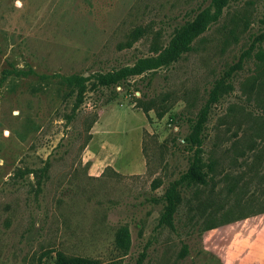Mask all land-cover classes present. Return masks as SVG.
<instances>
[{
	"label": "rangeland",
	"instance_id": "rangeland-1",
	"mask_svg": "<svg viewBox=\"0 0 264 264\" xmlns=\"http://www.w3.org/2000/svg\"><path fill=\"white\" fill-rule=\"evenodd\" d=\"M210 5L0 0V264H53L57 253L221 264L206 232L264 210V0H230L169 63L115 89L97 82L155 57ZM236 63L204 126V181L181 185L172 220L160 225L166 188L193 160L191 124ZM106 141L121 147L116 168L102 166ZM98 152L102 172L91 176ZM119 228L126 252L115 246Z\"/></svg>",
	"mask_w": 264,
	"mask_h": 264
},
{
	"label": "trees",
	"instance_id": "trees-1",
	"mask_svg": "<svg viewBox=\"0 0 264 264\" xmlns=\"http://www.w3.org/2000/svg\"><path fill=\"white\" fill-rule=\"evenodd\" d=\"M230 0H211V13L203 12L197 19L187 26L182 27V33L170 41L168 47L161 51H156L155 57L141 58L136 61L131 67H123L114 72L102 74L97 76V82L100 86L115 89L120 87L130 77L140 76L144 72L154 70L162 65L169 63L177 56L189 50V45L193 39L203 33L210 23L215 22L222 14V11L227 7ZM141 36L139 29L133 31L132 41H136ZM127 47H131V43H127ZM239 69V64L236 63L230 66L223 72L222 76L213 83L208 91V99L205 105L200 109L196 119L191 124V135L184 141L191 148H194L192 163L185 174H183L177 181L170 184L164 194L163 199L166 203L164 212L162 213L159 224L169 223L175 214L176 207L179 204L180 197L177 189L181 185H190L193 182L203 183L204 174L198 167L197 155L200 152L202 145V135L204 126L207 121L211 107L219 102L221 97L231 91L230 80L233 74ZM145 109L144 112H147ZM164 113H158V118H162ZM154 188H157L154 186ZM217 227V226H216ZM215 227L210 228L209 230ZM130 238L126 228H119L115 234V246L121 252H126L129 248ZM145 253H141L135 264H142L145 259ZM53 264H118V263H100L96 260H90L81 257H66L61 253H57Z\"/></svg>",
	"mask_w": 264,
	"mask_h": 264
},
{
	"label": "crops",
	"instance_id": "crops-1",
	"mask_svg": "<svg viewBox=\"0 0 264 264\" xmlns=\"http://www.w3.org/2000/svg\"><path fill=\"white\" fill-rule=\"evenodd\" d=\"M100 150L103 154L108 152L107 158L101 157L102 166L116 168L121 147L106 141L100 146ZM101 152H98L89 168L91 176H97L102 172L99 167ZM206 234L207 238L211 239L210 250L221 264H264V210L243 219L222 224ZM207 238L204 236L202 239ZM232 250L235 251L233 256V252H229Z\"/></svg>",
	"mask_w": 264,
	"mask_h": 264
}]
</instances>
